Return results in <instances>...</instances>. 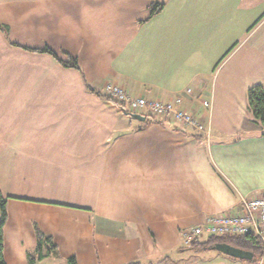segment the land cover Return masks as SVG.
Segmentation results:
<instances>
[{"label": "crops", "instance_id": "crops-1", "mask_svg": "<svg viewBox=\"0 0 264 264\" xmlns=\"http://www.w3.org/2000/svg\"><path fill=\"white\" fill-rule=\"evenodd\" d=\"M168 1L0 0L7 264H29L35 225L58 248L35 264H181L183 230L264 196L263 130L247 102L250 88L264 87V0H227L210 26H195L201 42L204 31L215 43L222 33L211 99L221 94L225 103L215 114L202 105L208 91L202 61L190 58L195 40L176 24L167 31ZM155 4L164 9L149 19ZM44 49L77 59L80 71L33 52ZM109 83L133 97L182 95L210 139L170 120L144 126L133 118L140 114L105 99ZM189 249L207 253L191 264H251L213 247Z\"/></svg>", "mask_w": 264, "mask_h": 264}, {"label": "built area", "instance_id": "built-area-1", "mask_svg": "<svg viewBox=\"0 0 264 264\" xmlns=\"http://www.w3.org/2000/svg\"><path fill=\"white\" fill-rule=\"evenodd\" d=\"M104 90L108 97L121 103L132 113L170 120L207 140L211 137V129L192 112L184 109L182 95L169 101L132 97L122 86L113 83L106 84ZM192 92L191 89L186 90L188 95ZM202 105L207 110L212 108V103L208 100H203ZM241 207V213L214 214L208 216L202 224L183 230L182 245L191 247L195 242L208 237L252 236L264 246V196L243 198ZM260 264H264V256Z\"/></svg>", "mask_w": 264, "mask_h": 264}, {"label": "trees", "instance_id": "trees-1", "mask_svg": "<svg viewBox=\"0 0 264 264\" xmlns=\"http://www.w3.org/2000/svg\"><path fill=\"white\" fill-rule=\"evenodd\" d=\"M163 9H164V4L152 5L150 7L149 19H152L153 17L158 15L161 11H163ZM33 52L49 54L62 67L70 68V69H76V70L80 71V67H79L77 59L70 57L68 54H65L68 57V60H64V59H61L57 53L53 52L50 49L34 50ZM91 91H93V90H91ZM105 99L108 101H112V102L116 103L125 113H129L128 114L129 116H132V114H137V113L130 112L124 105L117 102L116 100L111 99L110 97L107 96V94H106ZM247 102H248V108H249L255 122L258 123L262 128L263 136H264V87L259 85V86L250 88L248 93H247ZM142 116L146 117V121H145L144 126H148V125H151L154 123L159 124V123H163V121H167L166 119H160V118H156L154 116H148L145 114H143ZM6 206H7V199L4 198L0 194V211H1V219H0V264H7L5 261V256H4V238H3V228H4L6 220H7ZM35 235H36V240H37V248H36L34 255H32V254L28 255L29 264H35L37 259L43 260L47 256L52 255V254H56L58 252V248L55 245L53 238L44 234L38 228L37 225H35ZM216 244H229V245L234 246L236 248H239L241 250L253 253V259L250 261H246V262H249L251 264H257L258 262H260L262 260V258L264 256L263 243H261L258 239L254 238L252 236L208 237L202 241L195 242L193 245H199L202 247H213ZM235 260H237V259H235ZM67 264H76V259L75 258L68 259ZM129 264H141V263L135 262V263H129ZM157 264H165V262H160Z\"/></svg>", "mask_w": 264, "mask_h": 264}, {"label": "rangeland", "instance_id": "rangeland-1", "mask_svg": "<svg viewBox=\"0 0 264 264\" xmlns=\"http://www.w3.org/2000/svg\"><path fill=\"white\" fill-rule=\"evenodd\" d=\"M171 0L167 3V7L169 6ZM227 4V0H173L171 6L169 7V13L171 14L169 20L165 19L169 22V28L167 31L173 30L174 26H178L177 31L180 34H184L188 39L195 40L194 46H190L192 48L193 54L190 58L194 61H202V65H204L205 75L203 81L207 87V93L204 97V100H208L212 103L211 94L213 92L214 86V79L212 74V69L214 65L215 58L218 56L219 52L221 51L223 45L220 44V38L222 33L219 32V40L215 43L214 39L212 38V34L209 32L204 31L203 37L207 38L208 33V40H204L203 42L200 41V37L198 36L196 39L194 37V30H196V25L201 24L202 26H210L212 21V14L215 8L224 7ZM176 24V25H175ZM193 25V26H191ZM207 25V26H206ZM224 56V55H222ZM221 56V58H222ZM214 60V61H213ZM213 63V64H212ZM209 75V76H208ZM212 76V77H211ZM215 93V91H214ZM216 96V97H215ZM214 96L213 106L211 110L205 109L206 113L212 112L213 114L220 112L222 107H224L223 95L217 94ZM0 219H1V211H0ZM183 253L181 255V264H191L193 262L199 261L203 259L204 255L207 253H198L192 249L185 248L182 246ZM216 252V251H215ZM218 252V251H217ZM178 254V253H177ZM52 262H57V260L52 259L49 261V264ZM48 264V263H46ZM67 264V262L65 263ZM257 264H260L258 262Z\"/></svg>", "mask_w": 264, "mask_h": 264}, {"label": "water", "instance_id": "water-1", "mask_svg": "<svg viewBox=\"0 0 264 264\" xmlns=\"http://www.w3.org/2000/svg\"><path fill=\"white\" fill-rule=\"evenodd\" d=\"M136 120L146 121V117L135 115L133 116ZM218 252L237 260L250 261L253 259V253L241 250L229 244H216L213 246Z\"/></svg>", "mask_w": 264, "mask_h": 264}]
</instances>
